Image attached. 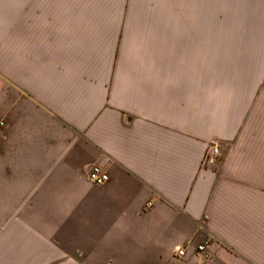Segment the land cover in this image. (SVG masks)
Returning <instances> with one entry per match:
<instances>
[{
  "label": "crops",
  "instance_id": "1",
  "mask_svg": "<svg viewBox=\"0 0 264 264\" xmlns=\"http://www.w3.org/2000/svg\"><path fill=\"white\" fill-rule=\"evenodd\" d=\"M0 121V264H264V0H0Z\"/></svg>",
  "mask_w": 264,
  "mask_h": 264
},
{
  "label": "built area",
  "instance_id": "2",
  "mask_svg": "<svg viewBox=\"0 0 264 264\" xmlns=\"http://www.w3.org/2000/svg\"><path fill=\"white\" fill-rule=\"evenodd\" d=\"M2 122L0 121V132L2 130ZM219 156V152L217 148L214 146L207 152L205 157L203 158V164L211 165L214 164ZM86 179L88 182L100 186L107 182L109 179V175L107 171L98 164L91 165L86 171ZM151 203H147L146 207H149ZM213 245V241L211 239H206L201 243L192 246L190 241H186L185 245L178 247L176 249L175 256L177 258H187L189 256V250L192 248L191 256L197 257L201 260H208L211 255V247Z\"/></svg>",
  "mask_w": 264,
  "mask_h": 264
},
{
  "label": "rangeland",
  "instance_id": "3",
  "mask_svg": "<svg viewBox=\"0 0 264 264\" xmlns=\"http://www.w3.org/2000/svg\"><path fill=\"white\" fill-rule=\"evenodd\" d=\"M215 147V148H217L215 145H212L211 147ZM211 147L206 151V153L204 154V156H203V158L205 157V155L207 154V152L211 149ZM218 150V149H217ZM219 152V151H218ZM219 156H220V154H219ZM219 156L217 157V160H218V158H219ZM216 160V161H217ZM215 164V163H214ZM206 165V164H205ZM211 165H213V164H211Z\"/></svg>",
  "mask_w": 264,
  "mask_h": 264
}]
</instances>
